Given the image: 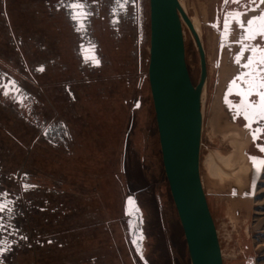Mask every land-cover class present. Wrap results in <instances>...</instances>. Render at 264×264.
Instances as JSON below:
<instances>
[{
  "label": "rangeland",
  "instance_id": "rangeland-1",
  "mask_svg": "<svg viewBox=\"0 0 264 264\" xmlns=\"http://www.w3.org/2000/svg\"><path fill=\"white\" fill-rule=\"evenodd\" d=\"M181 1L193 20L199 18L201 29L197 26V31L208 57L201 176L224 264H264V164L257 186L252 188L240 189L231 181L220 186L217 182L213 165L219 163V153H230L234 148L226 135L215 132L212 123L220 80L203 11L208 0ZM60 2L0 0V61L8 56L20 68L25 61L31 66L34 81H26V86L39 93L49 119L66 115L74 136V143L66 150L38 143L39 134L34 129L0 106L3 171L29 173L41 185L50 207L55 208L52 213H30L31 231L37 227L44 244L21 251L16 264H191L164 169L148 77L150 1L140 0L143 62L136 69L112 62L102 69L84 68L78 54L80 38L65 9L57 6ZM95 25L97 33L109 29L104 20ZM183 28L186 61L194 83H198L199 48L185 22ZM14 36L22 40L21 60L12 47ZM126 42L130 49L132 39ZM40 65L46 70L36 72L34 68ZM65 82L77 96L69 108L63 93ZM226 94L225 106L237 124L230 94L228 100ZM251 151H255L252 146ZM129 196L142 211L139 252L129 233ZM234 199L244 200L237 210ZM49 239H53L51 244Z\"/></svg>",
  "mask_w": 264,
  "mask_h": 264
},
{
  "label": "flooded vegetation",
  "instance_id": "flooded-vegetation-1",
  "mask_svg": "<svg viewBox=\"0 0 264 264\" xmlns=\"http://www.w3.org/2000/svg\"><path fill=\"white\" fill-rule=\"evenodd\" d=\"M80 2L81 0H61L57 6L65 9L74 31L79 35V52L81 56L91 63H96L97 56L94 52L97 48L88 36L91 18L95 16L92 9L95 2L92 4L82 0L86 5L83 10L72 7L73 4ZM96 3L101 5L102 14L105 13L103 14V20L107 23L124 24L126 30H130L135 21L138 25L141 22L140 0H120L123 7L117 6V0H100ZM205 5L203 11L206 10L208 31L212 39L211 47L216 53V63L219 66L217 71L220 88L223 93H227V96L230 94L232 113L238 121L237 124L229 128L221 127L217 118L222 110L220 106L216 107V104L214 105L215 112L212 121L214 130L215 132L221 131L226 135L233 143L234 148L228 153L234 164L230 169L222 167L225 179L221 181L216 177L217 182L220 186H224L226 181H231L234 187L249 188L248 170L250 171V168L254 166L253 187V184L256 185V179L262 175H260V167V176H256V164L261 161V158H264V120L254 118L249 121L240 106L245 102L255 106L260 103L259 89L251 91L246 97L241 93L248 92V80L264 76V71L259 70L264 66L257 64V71L252 72L251 75L248 74L250 70L244 67L248 58L252 55L251 48L253 46L264 49V35H256L254 39L247 38V21L252 16H259L264 13V0H208ZM81 12H86V17L81 16ZM236 13H240L238 18L235 15ZM74 15L79 18H74ZM226 20L229 25L227 30L225 29ZM241 22L244 23L245 27H241ZM242 36L245 37L243 41L241 40ZM245 45L248 47L245 48ZM12 47L19 54L21 60V38L17 41L16 36H14ZM237 56H240L239 62ZM206 58L208 70L207 54ZM21 63L22 68L17 66L16 61H12L8 56L0 61V85L9 86L7 88L0 87V106L34 129L36 135L39 134L38 143L51 148L68 149L74 143V136L67 123L69 119L66 118V115L52 119L45 115L44 102L39 93L26 86V81L31 84L34 81L31 66L26 61ZM34 70L43 72L46 67L44 65L36 66ZM242 73L243 76H241ZM233 80L236 81L235 84L232 83ZM13 81H15V88L18 91L11 87ZM230 88L231 91H229ZM5 92L8 94H5ZM63 93L69 108V105L76 99L74 93L70 90L69 83L65 82L63 84ZM254 131L256 138L253 135ZM251 146L255 151H251ZM253 157L257 158L255 163ZM235 175L240 176L239 179ZM40 186L37 181L32 180L29 173L20 170L14 173H6L0 164V203L5 205L4 209L0 210V264H16L21 251L44 244L37 227L32 230L33 232L31 231L32 221L29 220L32 218L30 213L37 214L46 211L52 213L55 212V208L50 207V200L43 194V189ZM38 200L46 204L40 205ZM234 200L233 206L238 208L244 201L242 199ZM9 201L12 203H8ZM52 242L53 239L47 241L48 244Z\"/></svg>",
  "mask_w": 264,
  "mask_h": 264
},
{
  "label": "water",
  "instance_id": "water-1",
  "mask_svg": "<svg viewBox=\"0 0 264 264\" xmlns=\"http://www.w3.org/2000/svg\"><path fill=\"white\" fill-rule=\"evenodd\" d=\"M149 1L148 77L170 191L191 264H224L218 230L201 176L202 97L208 77L206 51L180 0ZM183 22L192 30L200 52L198 83H194L186 61ZM226 98L228 100L227 94ZM258 174L257 170L256 176ZM126 214L132 243L139 252L142 211L133 196L127 198Z\"/></svg>",
  "mask_w": 264,
  "mask_h": 264
},
{
  "label": "crops",
  "instance_id": "crops-1",
  "mask_svg": "<svg viewBox=\"0 0 264 264\" xmlns=\"http://www.w3.org/2000/svg\"><path fill=\"white\" fill-rule=\"evenodd\" d=\"M100 0H93L90 3H96L99 2ZM92 5V9L95 12V16L91 18V23L88 27V36L89 39L92 41V43L96 46L95 50V56H97V60H99V63H91L89 60L84 59L79 50L78 54L80 56V61L81 64L84 66V68H89V69H102L105 64L108 62L115 63V66H121L123 68H141L142 67V62H143V23L142 20L137 24L135 21L133 23V26L130 27V30H126L124 24H112V23H107L109 26V29H101L99 33L96 32V25L95 22L97 20H100V22L103 21V13L101 11V5L99 3H96ZM79 37V35H78ZM130 38L132 39L133 46L127 48V42L126 40ZM112 42H115L112 44ZM125 57H127L129 60H125ZM122 60V64H119L118 61ZM133 62V64H132ZM133 65V66H132ZM69 83V82H66ZM70 90L72 91L71 85ZM75 95V101H77V96L74 92L72 91ZM74 101V102H75ZM75 111V110H74ZM79 113L81 110H78ZM76 112V111H75ZM78 113V112H77ZM68 126H70L71 133L72 132V124L68 120ZM70 148V147H69ZM68 148V149H69Z\"/></svg>",
  "mask_w": 264,
  "mask_h": 264
},
{
  "label": "snow or ice",
  "instance_id": "snow-or-ice-1",
  "mask_svg": "<svg viewBox=\"0 0 264 264\" xmlns=\"http://www.w3.org/2000/svg\"><path fill=\"white\" fill-rule=\"evenodd\" d=\"M117 6L123 7L122 4H120V0H117ZM72 7L74 9H80L83 10L86 5L82 2L78 4H73ZM86 12H81V16L86 17ZM238 18L240 16V13L235 14ZM74 18H79L74 15ZM228 21H225V29H228ZM241 27H245L244 23L241 22ZM256 35H264V13H261L259 16H252L251 19L247 21V38L248 39H254ZM245 37L242 36L241 40L243 41ZM248 46L245 45V48ZM243 52V49H242ZM252 55L248 58L247 63L244 65V67L248 68L249 75H251L252 72L257 71L256 65L259 64L261 66H264V49H258L256 46H253L251 48ZM240 56H237V61L239 62ZM96 63H99V60L95 61ZM260 71H264V68L259 69ZM244 74L242 73L241 76ZM235 80L232 81L233 84H235ZM248 83V92H242L241 94L245 97L250 94L251 91L259 89V95H260V103L258 106L247 104L246 102L242 104L240 107L244 112L245 117L252 121L254 118H258L261 120H264V76L260 77H254L251 80L247 81ZM0 87L7 88L9 86L0 85ZM11 87H13L14 90L18 91V89L15 88V81L11 82ZM231 91V88L229 89ZM5 94H8L5 92ZM227 99V98H226ZM231 106V105H230ZM250 126V125H249ZM254 138H256V133L254 131L253 133ZM256 157H253L254 163L256 162ZM264 164V160H261L259 163L256 164V168L259 171L261 165ZM34 187V186H33ZM8 203H12L9 201ZM5 205L3 203H0V210H3Z\"/></svg>",
  "mask_w": 264,
  "mask_h": 264
},
{
  "label": "bare ground",
  "instance_id": "bare-ground-1",
  "mask_svg": "<svg viewBox=\"0 0 264 264\" xmlns=\"http://www.w3.org/2000/svg\"><path fill=\"white\" fill-rule=\"evenodd\" d=\"M181 1V0H180ZM181 4H182V6L184 7V5H183V3H182V1H181ZM184 9L187 11V8H185L184 7ZM187 13H188V11H187ZM196 18V17H195ZM198 17H197V20L196 19H194L193 20V18L191 17V20H192V22H193V25H194V27H195V30L197 31L199 28L201 29V27H199V22H198ZM199 28H198V27ZM199 29V30H200ZM198 30V31H199ZM198 31H197V33H198ZM198 35H199V33H198ZM206 85V84H205ZM204 94H205V92H203V97H204ZM223 95H224V93H223V91L221 90V88H220V81H219V89H218V97H217V102H215V104H216V107H218V106H220V108H221V110H222V112L219 114V116H218V118H217V120H218V124L222 127H230V126H232V125H234V124H236V123H234L233 121H232V117H231V115L229 114V112L227 111V108H226V104L224 103V97H223ZM203 97H202V101H203ZM219 159H220V161H219V163H215V165H213V172H214V175H217V177L222 181V180H224L225 179V176L223 177V169H222V167L224 166L225 168H231L232 166H233V159H231V158H229V156H228V153H223V152H221V153H219ZM218 164H219V166H218ZM215 166V167H214ZM221 166V167H220ZM253 168H254V166H253ZM253 168H250V171L248 170V175H247V177H248V179H249V186L252 188V180H253ZM212 170V169H211ZM259 175V174H258ZM236 177H237V179H239V177L240 176H237V175H235ZM260 176V175H259ZM216 177V176H215ZM261 177V176H260ZM257 186V185H256ZM235 200H233V202H234ZM240 202V201H239ZM237 203H238V201H237ZM239 204V203H238ZM234 207V206H233ZM235 208V210H237V208L238 207H234Z\"/></svg>",
  "mask_w": 264,
  "mask_h": 264
}]
</instances>
